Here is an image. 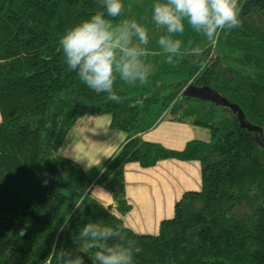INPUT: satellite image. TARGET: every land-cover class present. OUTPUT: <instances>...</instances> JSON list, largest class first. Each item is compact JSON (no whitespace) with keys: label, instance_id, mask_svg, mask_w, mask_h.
<instances>
[{"label":"trees","instance_id":"1","mask_svg":"<svg viewBox=\"0 0 264 264\" xmlns=\"http://www.w3.org/2000/svg\"><path fill=\"white\" fill-rule=\"evenodd\" d=\"M98 10L100 0H0V264H63L64 251L93 264L78 251L80 228L125 222L126 164L151 167L167 158L199 160L202 186L176 201L158 232L130 227L126 235L141 249L134 264H264V0H239L241 26L220 32L222 58L207 60L204 48L205 59H184L193 77L162 96H130L116 83L118 101L69 70L59 44L68 28ZM191 84L237 104L261 131L243 125L229 106L183 95ZM158 103L172 119L208 127L211 139L176 150L131 134L98 177L59 152L85 113L109 114L113 129L138 133L153 125ZM94 183L117 206L93 196Z\"/></svg>","mask_w":264,"mask_h":264},{"label":"clouds","instance_id":"2","mask_svg":"<svg viewBox=\"0 0 264 264\" xmlns=\"http://www.w3.org/2000/svg\"><path fill=\"white\" fill-rule=\"evenodd\" d=\"M100 5L101 10L68 28L59 44L69 70L75 71L89 89L107 93L109 100L118 101L117 80L143 85L152 73V65L147 61L149 29L134 18L114 23L124 10L122 0H100ZM151 19L157 29L163 30L157 45L168 64L179 57L200 53L198 46L184 48L179 37L186 29L215 45L221 31L241 26L239 0H155ZM80 206L81 202H76L75 207ZM69 222L70 218L65 217L62 229ZM128 231L134 230L126 222L110 226L89 221L74 239L80 242L78 251L87 253L93 264H134V254L141 249L127 237ZM62 260L63 264H84L83 256L72 251H64Z\"/></svg>","mask_w":264,"mask_h":264},{"label":"crops","instance_id":"3","mask_svg":"<svg viewBox=\"0 0 264 264\" xmlns=\"http://www.w3.org/2000/svg\"><path fill=\"white\" fill-rule=\"evenodd\" d=\"M116 83L121 85L120 80ZM132 88L138 87L133 85ZM168 112V109L158 111L150 118L155 120L153 125L138 133L113 129L109 114L85 113L68 132L60 147L61 154L78 160L90 174L98 177L131 134L176 150H182L193 139H211L208 127L172 119ZM201 186L199 160L167 158L151 167L128 162L125 190L131 209L124 215L125 222L140 232H158L161 221L174 216L176 201L186 191L199 190ZM91 193L103 203L117 206L111 193L100 184H93Z\"/></svg>","mask_w":264,"mask_h":264},{"label":"rangeland","instance_id":"4","mask_svg":"<svg viewBox=\"0 0 264 264\" xmlns=\"http://www.w3.org/2000/svg\"><path fill=\"white\" fill-rule=\"evenodd\" d=\"M155 0H125L124 4V14L123 18L136 19L138 22L144 24L149 29L150 42L147 45L150 55L147 57V61L152 65V73L149 76L147 83L141 85L139 89H133L131 85L126 84L123 81H120L121 86L128 92L130 96H140L145 97L152 94L165 95L174 89V83L182 80L186 77L192 78L191 68L184 62V59H189L193 57L196 61L205 59L204 48L209 49V53L206 56V59L209 57L212 60L218 55L222 58L221 41H217L215 45H212L207 41V39L198 33H195L191 29H186L185 33L179 38L184 42V48L190 47H199L200 53L198 55L188 54L182 57L177 58L172 64L166 63V56L162 53L157 45V39L159 35L163 34V30L157 29L155 24L152 22V5ZM221 34V33H220ZM220 38V35H219ZM204 44H207L205 47ZM225 49V47H223ZM203 54V55H202ZM240 55V54H239ZM220 58V59H221ZM208 60V59H207ZM225 64H230V62H225ZM192 80L189 81V83ZM139 85V83H137ZM146 88V89H144ZM156 105V106H155ZM157 110L163 111L165 108L160 103L155 104ZM170 112V110H169ZM168 112V114H170ZM171 115V114H170ZM60 153L61 150H59ZM91 173H93L91 171ZM95 184V183H94Z\"/></svg>","mask_w":264,"mask_h":264},{"label":"water","instance_id":"5","mask_svg":"<svg viewBox=\"0 0 264 264\" xmlns=\"http://www.w3.org/2000/svg\"><path fill=\"white\" fill-rule=\"evenodd\" d=\"M183 95L185 96H193L198 97L206 100H214L218 103H222L225 106H229L235 110V112L239 115L241 118V123L245 126H247L250 130H258L261 131L260 127L258 126H252L249 123H247L244 120V114L242 110L239 108L237 104H233L228 102L225 98H223L218 92H215L213 89L207 87V86H197V85H188L183 90Z\"/></svg>","mask_w":264,"mask_h":264}]
</instances>
